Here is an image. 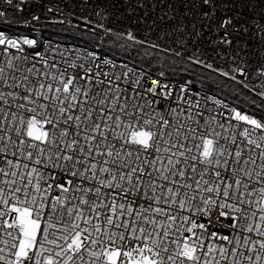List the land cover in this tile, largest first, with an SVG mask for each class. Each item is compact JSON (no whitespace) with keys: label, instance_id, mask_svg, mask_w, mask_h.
Returning <instances> with one entry per match:
<instances>
[{"label":"snow or ice","instance_id":"snow-or-ice-1","mask_svg":"<svg viewBox=\"0 0 264 264\" xmlns=\"http://www.w3.org/2000/svg\"><path fill=\"white\" fill-rule=\"evenodd\" d=\"M0 8V264H264V0Z\"/></svg>","mask_w":264,"mask_h":264},{"label":"built area","instance_id":"built-area-1","mask_svg":"<svg viewBox=\"0 0 264 264\" xmlns=\"http://www.w3.org/2000/svg\"><path fill=\"white\" fill-rule=\"evenodd\" d=\"M0 11H3V9L2 8H0ZM9 13H11V9H9ZM93 19L95 20V19H98V17H96V16H93ZM77 21L75 20V18L73 19V23L75 24ZM18 31H21V32H27V31H29V29H26V28H23V27H21V28H19V29H17ZM41 31H43V33H44V35H45V38H50V39H53V40H55V38H54V35L56 34V32H57V30L53 27V26H49V27H46V28H44V29H42ZM40 34V32L38 31L37 33H36V35H39ZM199 85L198 84H196V87H198Z\"/></svg>","mask_w":264,"mask_h":264},{"label":"trees","instance_id":"trees-1","mask_svg":"<svg viewBox=\"0 0 264 264\" xmlns=\"http://www.w3.org/2000/svg\"><path fill=\"white\" fill-rule=\"evenodd\" d=\"M53 27L57 30L56 34L54 35L55 40H61V39L70 40L71 39V36L73 34L64 33L59 26H53Z\"/></svg>","mask_w":264,"mask_h":264},{"label":"rangeland","instance_id":"rangeland-1","mask_svg":"<svg viewBox=\"0 0 264 264\" xmlns=\"http://www.w3.org/2000/svg\"><path fill=\"white\" fill-rule=\"evenodd\" d=\"M198 84V83H197Z\"/></svg>","mask_w":264,"mask_h":264}]
</instances>
